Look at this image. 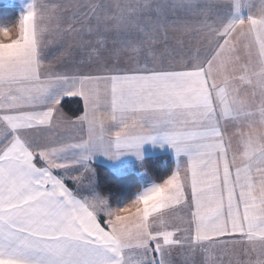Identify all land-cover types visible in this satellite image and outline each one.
I'll return each mask as SVG.
<instances>
[{"label":"snow or ice","instance_id":"6c2138e0","mask_svg":"<svg viewBox=\"0 0 264 264\" xmlns=\"http://www.w3.org/2000/svg\"><path fill=\"white\" fill-rule=\"evenodd\" d=\"M219 7L29 2L0 25V264H174L182 231L184 264L198 251L224 264L213 250L264 264V0ZM175 25L196 35L169 45ZM65 97L82 102L74 119ZM146 145L173 157L170 174L145 169L115 204L100 195L96 157L123 176L144 169ZM183 209L187 229L168 230L167 214Z\"/></svg>","mask_w":264,"mask_h":264},{"label":"trees","instance_id":"16d2710c","mask_svg":"<svg viewBox=\"0 0 264 264\" xmlns=\"http://www.w3.org/2000/svg\"><path fill=\"white\" fill-rule=\"evenodd\" d=\"M18 17V8L14 5L0 3V24H8ZM66 115L75 117L83 110L82 102L79 98H64L62 109ZM98 174L97 191L100 195L110 197L112 203L117 202L116 196L120 195L122 186H127L129 191H135L140 186L141 181L134 173H127L123 176H116L112 171L98 163H94ZM145 169L154 179L165 174H170V170L175 167L174 160L167 153L156 154L145 157ZM125 199L127 197H124Z\"/></svg>","mask_w":264,"mask_h":264},{"label":"rangeland","instance_id":"374dc122","mask_svg":"<svg viewBox=\"0 0 264 264\" xmlns=\"http://www.w3.org/2000/svg\"><path fill=\"white\" fill-rule=\"evenodd\" d=\"M162 1H164V0H162ZM1 2H3V4H6V5H14V6H16L18 8V15H19L23 5L26 4V3L31 2V3H35L37 5H42V4H50V3L60 2V0H0V3ZM223 9H225V8H223ZM217 10L220 11L221 9L218 8ZM168 11L169 10H166V14L169 16ZM243 14L246 15L247 14V10H244ZM198 20L199 19H196V18L195 19H189L188 22L195 24ZM17 21H18V17H17V19H15L12 22H10L11 25L10 24L9 25L10 26L15 25L17 23ZM14 30L15 29L13 28V31ZM173 35H177L176 37L183 36V38L187 41L189 39V35L195 36L196 34L192 33V34L186 35V34H183L181 31H178V30L173 32V28H170L169 31H168V36H169L168 43H169V45H173L175 43L176 37L173 36ZM159 47L162 48L163 44L159 45ZM236 73H239V72L237 71ZM239 75H240V73L236 74L237 77ZM67 98H72V97H67ZM227 131H228L229 135H232L234 132H236V128L233 127L232 122H228ZM82 134L86 135V133H81L80 136ZM234 137L236 138L237 136H234ZM232 149H233V151H236L235 146L233 145V140H232ZM145 151H146V156H152V155H156V154L167 153L165 150L153 149L150 145H146L145 146ZM129 159H132L134 161V158H129ZM172 159H173V157H172ZM94 163L102 164V165L107 167V165L104 162V158L103 157H99V156L96 157ZM144 170H145V167H144V169H141L139 167V165L136 164L135 165V169L133 171L128 172V173H134L136 176H138V178L141 181V176L139 175V173H141ZM189 195H190V191H189ZM189 215H190V213L188 212L187 209L178 210V211H175V212L168 213L167 216H166L167 229L168 230H173V229H175L177 227H179L180 229H187L188 225L186 223V220L189 217ZM188 235H189V233L187 231H182V232L177 233V238H179L182 241H184V247L181 248L179 246H176V247H174L172 249L171 259L173 260L174 264H184L183 256H184V254H187V252H188V244H187V240H186V237H188ZM213 255L216 258H222L224 264H229V258L230 257L227 256V255L221 256V253L219 252V250H213ZM240 258L242 260L243 259H247L243 255H241ZM254 258H255V255L253 254V259ZM195 261H196V264H203V256H202V254L199 253V251L196 254Z\"/></svg>","mask_w":264,"mask_h":264},{"label":"crops","instance_id":"0c3cea01","mask_svg":"<svg viewBox=\"0 0 264 264\" xmlns=\"http://www.w3.org/2000/svg\"><path fill=\"white\" fill-rule=\"evenodd\" d=\"M164 1L162 0H153V3H163ZM168 3H171L172 0H167ZM232 2V0H219V4H220V12H225L227 10V8L225 6L229 5L230 3ZM250 2L252 3H255L258 5V3L260 2V0H250ZM3 3V2H2ZM225 8V9H223ZM253 11H255V9H253ZM168 14H169V17L170 18H176V17H179L181 20H187L189 21V19H200L199 17H196V16H192V15H189L181 10H177L175 13H172L171 11H168ZM7 24V23H6ZM11 25V23H8V25ZM193 24V23H192ZM2 25V24H0ZM173 28V32L178 30L180 28V25H175L172 27ZM173 36H177V35H173ZM236 74H239V73H236ZM242 88L244 89L245 92H250L251 91V88L247 87V86H244V85H241ZM67 98V97H65ZM74 98V97H72ZM63 112V111H62ZM63 114L68 117L69 119H74L75 117H70L68 115H66L64 112ZM64 127H67V132L65 133V135H68V136H71V137H74L76 139H79L80 138V134H81V131L78 130V126L77 128H72L71 126H64ZM64 127H62L60 129V131H64ZM233 145L235 146V149L236 151L238 150V136L235 138H233Z\"/></svg>","mask_w":264,"mask_h":264}]
</instances>
